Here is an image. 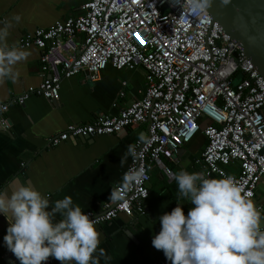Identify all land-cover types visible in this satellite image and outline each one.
<instances>
[{"label":"built area","instance_id":"obj_1","mask_svg":"<svg viewBox=\"0 0 264 264\" xmlns=\"http://www.w3.org/2000/svg\"><path fill=\"white\" fill-rule=\"evenodd\" d=\"M182 4L81 0L76 16L55 20L48 28L18 39L20 47L38 52L39 83L10 100L17 106L33 95L56 101L60 82L80 73L85 72L92 83L106 66L143 71L139 99L115 116L99 115L86 124L67 125L47 140L53 147L70 138L109 136L146 125L145 139L134 141L136 155H129L123 172L143 167L146 178L123 202L107 201L97 213L84 212L95 227L120 215H142L150 170L158 168L172 177L163 161H171L198 133L205 140L194 161L200 172L209 178L234 177L252 199L258 184H264V79L207 12L194 17L187 11V0ZM124 86L121 82L118 98L124 97ZM9 103L0 104L3 132L9 128L4 117ZM232 165L235 171L229 170ZM55 260L50 257L45 264ZM153 264L171 262L166 258Z\"/></svg>","mask_w":264,"mask_h":264},{"label":"crops","instance_id":"obj_2","mask_svg":"<svg viewBox=\"0 0 264 264\" xmlns=\"http://www.w3.org/2000/svg\"><path fill=\"white\" fill-rule=\"evenodd\" d=\"M80 3L81 0H0V27L5 19L12 20L8 43L17 45L18 39L35 29H45L55 20L76 16ZM16 15L21 18L18 23L12 19ZM25 50L30 55L17 65L20 71L17 82L0 83V104L9 103L39 83L38 52L34 48ZM121 82H125L124 97L118 98ZM142 88V69L118 71L106 66L95 82H88L84 73L61 81L58 99L53 104L36 96H30L21 106L9 103L4 114L9 128L0 131V194L10 196L21 184L30 183L49 199V211L56 200L70 196L83 212L97 213L109 201L111 188L122 179L129 156L123 166L121 158L134 141L145 135L146 125L127 127L117 134L86 141L70 138L53 147L47 140L67 125L86 124L99 115L115 116L121 108L141 97ZM204 143L203 136L196 134L171 161H163L164 165L171 174L180 170L199 173L194 161ZM235 169V165L229 168ZM146 189L148 196L142 215L131 218L120 215L122 225L115 220L96 227L100 233L99 248L111 257L110 261L101 258L100 264H153L166 259L163 251L152 246V238L161 227L157 217L171 212L177 203L187 215L193 205L178 199L175 180L158 168L150 170ZM253 200L264 210L263 183L258 184ZM55 219L61 217L57 215ZM8 227V218L0 213V264H11L3 261L5 254H13L3 239ZM123 230L135 241L129 240ZM54 264L60 262L55 260Z\"/></svg>","mask_w":264,"mask_h":264},{"label":"clouds","instance_id":"obj_3","mask_svg":"<svg viewBox=\"0 0 264 264\" xmlns=\"http://www.w3.org/2000/svg\"><path fill=\"white\" fill-rule=\"evenodd\" d=\"M212 0H187V11L194 17L206 14ZM229 0H223L227 4ZM175 4L183 7L182 0ZM184 18L183 16L181 17ZM20 21V16L12 18ZM12 20L5 19L0 27V83L17 82V65L30 53L19 45L8 43ZM144 140L143 135L140 136ZM132 146L121 158V166ZM178 185V199L191 207L185 215L183 207L157 217L161 227L152 238V246L163 251L171 264H264V210L258 209L252 193L232 176L209 178L204 172L172 173ZM143 167L129 168L119 183L111 188L109 201L123 202L127 193L143 182ZM49 199L33 185L21 184L10 196L0 194V213L9 221L4 243L20 264H45L54 258L60 264H100L110 261L100 245L95 221L74 205L70 196L56 200L49 211ZM59 215L61 219L56 220ZM10 217V218H9Z\"/></svg>","mask_w":264,"mask_h":264},{"label":"water","instance_id":"obj_4","mask_svg":"<svg viewBox=\"0 0 264 264\" xmlns=\"http://www.w3.org/2000/svg\"><path fill=\"white\" fill-rule=\"evenodd\" d=\"M207 13L212 22H216L231 40L238 43L239 51L264 79V0H229L227 4L223 0H212ZM84 74L86 75L85 72ZM50 103L53 104L54 101ZM91 138L93 137H77L84 141ZM118 217L114 221L122 225ZM123 234L132 242L135 241L128 231L123 230ZM3 261L20 263L10 253L5 254Z\"/></svg>","mask_w":264,"mask_h":264}]
</instances>
